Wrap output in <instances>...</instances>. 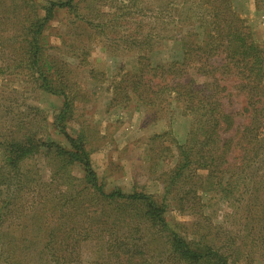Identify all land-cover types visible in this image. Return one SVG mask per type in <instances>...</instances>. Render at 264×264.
Listing matches in <instances>:
<instances>
[{
    "label": "rangeland",
    "instance_id": "1",
    "mask_svg": "<svg viewBox=\"0 0 264 264\" xmlns=\"http://www.w3.org/2000/svg\"><path fill=\"white\" fill-rule=\"evenodd\" d=\"M34 1L40 14L43 12L40 7L48 5V1L63 0ZM20 2L7 1L18 5ZM179 2L181 10L189 5L183 0ZM234 2L233 8L238 12ZM255 2L261 6L264 0ZM162 3L163 0H75L72 7L56 9L42 36L45 55L55 70L61 72L57 81H63L69 100L64 125L73 135L82 134L97 182L105 192L120 189L127 194L145 193L164 205L167 220L184 239L198 238L204 233L209 238L219 235L221 239L215 242L233 254L229 264H264V206L259 202L253 208L252 196L245 206L247 199L243 198L249 195L243 187L246 181L231 178L233 181L225 186L229 177L226 174L222 189L216 184L217 178L207 176V170L190 166L170 184L179 160L176 144L188 138L193 117L173 105L146 107L132 93L126 99L123 89L118 87L127 83L123 81L126 74L133 77L145 69L138 59L141 55L152 65L181 56L178 41L163 40L152 50L139 44L151 35L161 38L172 33L185 34L165 31L161 18H156ZM258 43L264 45V41ZM219 61L222 62L217 58ZM11 68L0 76V151L4 150L2 141L10 131L21 139L24 132L31 131V137L38 142L55 140L65 145L51 123L62 108V97L46 93L23 67ZM224 79L221 101L231 120L225 132L227 137L234 134L235 128L241 131L249 117L244 107L245 96L235 89L237 79L233 76ZM6 156L5 151L0 152V202L15 201L13 212L27 220L21 226L22 231L26 234L31 231L42 240L45 232L61 221L54 203L68 200L69 194L83 187L85 191L78 200L84 207L78 208V216L73 217L75 210L68 209L70 204L63 210L70 212L71 219L85 224V214L98 203L91 196L94 189L86 184L80 164H67L62 171L58 169L57 158L42 147L21 160L15 173L6 164ZM3 176L8 178L5 183ZM261 186L256 192L257 201L264 199ZM179 198L184 199L185 210L179 209ZM103 207L98 214L133 212ZM112 228L115 231L119 226ZM91 239L80 243L77 264H90L97 258L106 262L108 254ZM159 246L160 242H153V248ZM39 250L36 244L32 256L35 263L43 264V259L38 258ZM111 258L106 264H111Z\"/></svg>",
    "mask_w": 264,
    "mask_h": 264
},
{
    "label": "trees",
    "instance_id": "2",
    "mask_svg": "<svg viewBox=\"0 0 264 264\" xmlns=\"http://www.w3.org/2000/svg\"><path fill=\"white\" fill-rule=\"evenodd\" d=\"M7 1L0 0V76L11 67H23L46 93L62 97V108L51 123L65 145L55 140L38 142L31 137V131L24 132L22 139L10 131L2 141L5 147L2 151L7 153L5 162L16 173L21 160L44 147L50 156L57 158L58 169L62 171L67 164H80L98 205L85 214L82 225L63 208L70 204L68 209L75 210L73 217L78 216V208L84 207L78 200L84 187L69 194L68 200L59 199L54 206L59 208L55 211L61 221L55 222L43 239L38 240L31 231L27 232L30 238L22 231L21 226L27 220L13 212L15 201L1 200L0 264H39L32 256L36 244L43 264H77L80 243L90 238V241L95 239L108 258L112 256L111 264H229L233 254L215 242L221 236L209 238L204 233L198 238L184 239L170 225L162 203L142 192L127 194L120 189L105 192L98 184L82 134L73 135L64 125L69 100L63 81H57L62 74L44 52L42 31L47 22L56 9L72 7L75 0L48 1V5L40 7L43 11L40 14L34 0H21L19 5ZM163 1L156 18H161L165 31L185 34L172 33L161 38L151 35L139 44L152 50L163 40L178 41L181 56L152 65L141 55L138 59L145 69L133 77L126 74L128 77L123 81L127 83L122 85V82L118 87L123 89L126 99L132 93L146 107L173 105L193 117L188 138L176 144L179 160L170 184L190 166H196L207 170V176L217 178L216 184L221 188L226 174L229 177L225 186L236 178L246 181L243 187L249 195L243 198L247 199L245 206L249 205L250 196L254 199L253 208L259 202L264 206V199L257 201L256 194L264 186V45L254 39L247 20L233 8L232 0H183L189 3L184 10L179 8V0ZM165 13L166 16H161ZM217 58L222 62H217ZM141 59L147 62L141 63ZM229 76L237 79L235 89L245 96L249 121L241 131L235 128L234 134L226 137L231 120L224 110L221 94L225 89L222 82ZM2 178L3 183L7 182V176ZM183 200L178 199L180 210L187 207ZM103 206L133 212L98 214ZM6 222L8 226L4 228ZM116 225L119 228L114 231L112 227ZM153 242H160L161 246L153 248ZM108 258L106 262L97 258L90 264H106Z\"/></svg>",
    "mask_w": 264,
    "mask_h": 264
},
{
    "label": "crops",
    "instance_id": "3",
    "mask_svg": "<svg viewBox=\"0 0 264 264\" xmlns=\"http://www.w3.org/2000/svg\"><path fill=\"white\" fill-rule=\"evenodd\" d=\"M234 3L239 15L247 20L254 39L264 41V2L261 6H257L255 0H235Z\"/></svg>",
    "mask_w": 264,
    "mask_h": 264
}]
</instances>
